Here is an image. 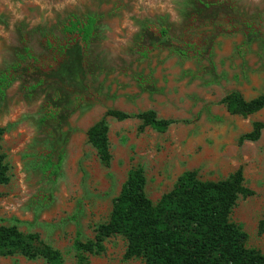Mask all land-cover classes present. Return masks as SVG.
<instances>
[{
    "label": "rangeland",
    "instance_id": "obj_1",
    "mask_svg": "<svg viewBox=\"0 0 264 264\" xmlns=\"http://www.w3.org/2000/svg\"><path fill=\"white\" fill-rule=\"evenodd\" d=\"M88 16L87 41L64 30ZM3 74L0 225L38 233L64 264H143L125 258L120 234L82 262L73 246L108 219L130 167H143L154 202L186 170L218 180L241 168L254 193L239 196L230 219L264 253V107L242 115L220 102L233 90L246 100L264 93V0H0ZM109 108L190 121L158 131L107 117L105 165L86 131ZM257 122L258 139L241 141ZM0 264L47 263L0 253Z\"/></svg>",
    "mask_w": 264,
    "mask_h": 264
},
{
    "label": "trees",
    "instance_id": "obj_2",
    "mask_svg": "<svg viewBox=\"0 0 264 264\" xmlns=\"http://www.w3.org/2000/svg\"><path fill=\"white\" fill-rule=\"evenodd\" d=\"M95 17L70 20L64 27L67 33H76L87 41L93 32ZM161 35L166 33L160 29ZM188 54L189 50H182ZM0 91L9 83L7 75L0 77ZM231 113L247 115L264 107V93L250 100L233 90L220 99ZM107 117L117 120L139 119L143 126L164 131L186 118H163L156 110L127 112L109 108L86 131L88 142L96 150L99 159L108 165L111 152L108 140ZM261 123H255L252 131L240 140H256L260 136ZM5 131L0 127V141ZM9 181V165L0 143V184ZM146 177L141 165L129 168L119 193L114 197L109 217L100 223L92 239L82 240L77 235L73 246L82 262L85 253L104 251V241L120 234L126 241L125 258L139 257L143 264H264V253L247 248V233L240 223L230 219L239 196L254 192L244 183L241 168L227 178L202 179L197 171L181 173L172 188L152 201L145 193ZM0 253L34 259L42 257L47 264H64L61 252L43 242L38 233L23 232L15 224L0 225Z\"/></svg>",
    "mask_w": 264,
    "mask_h": 264
}]
</instances>
